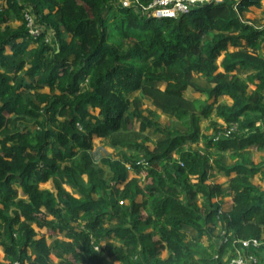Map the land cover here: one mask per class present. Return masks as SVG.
Masks as SVG:
<instances>
[{
    "label": "trees",
    "instance_id": "1",
    "mask_svg": "<svg viewBox=\"0 0 264 264\" xmlns=\"http://www.w3.org/2000/svg\"><path fill=\"white\" fill-rule=\"evenodd\" d=\"M151 1L0 0V264H222L250 239L264 264V0ZM93 138L117 158L98 166Z\"/></svg>",
    "mask_w": 264,
    "mask_h": 264
},
{
    "label": "rangeland",
    "instance_id": "2",
    "mask_svg": "<svg viewBox=\"0 0 264 264\" xmlns=\"http://www.w3.org/2000/svg\"><path fill=\"white\" fill-rule=\"evenodd\" d=\"M127 0H124L123 3H125ZM264 6V1L261 2V7ZM261 7H257V8H254V7H250L246 10V12L244 13V16L249 19L252 23H254L255 25H258L261 23V20H260V13L262 11V8ZM10 26L11 27H15L17 26V22H13V23H10ZM68 39V37H67ZM29 47H33V44H29ZM7 51V50H6ZM260 52L262 54H264V48H261L260 49ZM219 60V59H218ZM193 82L195 83H198L200 85L203 84V81L201 78H198L197 76L196 77H193ZM44 91V90H43ZM184 95L187 96V97H196L195 94H191L189 91H185L184 92ZM133 96H135L134 94L132 96H130L129 98H132ZM136 96H138V94H136ZM219 103H224V104H227L228 103V100L227 99H219ZM139 108L142 110V113L144 115L147 114V110L148 109H152L150 107V104H149V101L146 99V98H142V97H139ZM157 112V111H156ZM159 112H157L158 114ZM158 121L161 125L165 124L167 122V118L164 116V115H161L159 114L158 116ZM136 121L133 120L132 121V124L134 125V128L136 127ZM217 125H220L221 122L217 120ZM204 125H207V121H204L201 123V127H203ZM207 134H209V130L206 132ZM153 137V136H152ZM149 147H151V144L148 143ZM91 146H92V158L94 160V162L99 166V159L101 157H104V156H109L111 159H114V158H117L118 156V153L116 151H118L119 149H114V148H111L108 143H107V140L106 139H103V138H93L91 139ZM195 147H198L200 148V143L198 142L196 145H194ZM251 153H252V161L254 163L258 162L260 159H263L264 158V149L262 150H258V151H255L253 149H251ZM225 162H228L227 158L224 159ZM102 170L104 172H106V168L101 166ZM212 174V177H211V181L216 183V184H221L222 187H226V184H227V180H228V177L227 176H224L223 174L219 173V172H216L215 170H212L211 172ZM127 176L130 177L132 176L131 172H128L127 173ZM252 183H254L255 185H257L259 188H263L264 187V182L262 180H260V177L258 174L254 175L251 179ZM43 188H50V184L47 182ZM114 191V190H113ZM220 202H221V210H224V211H227L229 210V207L231 205V199H230V195L227 193L223 196H221L219 198ZM136 201H139V197L136 198ZM48 219V217H46ZM34 231L40 235V234H43L44 236H51L53 237L54 235H52L49 231L45 230V229H40V228H36V227H33ZM188 237V236H186ZM46 242H49V238L46 237ZM202 242L205 244V238L202 237ZM220 241L218 240L217 243H219ZM165 256V253H161L160 254V257H164ZM3 255L0 251V260L2 259Z\"/></svg>",
    "mask_w": 264,
    "mask_h": 264
},
{
    "label": "built area",
    "instance_id": "3",
    "mask_svg": "<svg viewBox=\"0 0 264 264\" xmlns=\"http://www.w3.org/2000/svg\"><path fill=\"white\" fill-rule=\"evenodd\" d=\"M218 1L220 0H152L148 5L142 6L141 11L143 13L152 11L151 13L157 16H174L175 14L186 13L194 5ZM128 3H130V0H127L124 4L128 5ZM22 18L27 35L32 39H36L43 31V27L35 22V17L29 9L23 11ZM50 38L51 34L46 32L42 40L49 44ZM224 134L227 135L228 131H224ZM237 242L240 248L235 249L234 255L227 261L224 260L222 264H256L255 256L251 253H245V250L256 248L259 246V241L250 239Z\"/></svg>",
    "mask_w": 264,
    "mask_h": 264
},
{
    "label": "crops",
    "instance_id": "4",
    "mask_svg": "<svg viewBox=\"0 0 264 264\" xmlns=\"http://www.w3.org/2000/svg\"><path fill=\"white\" fill-rule=\"evenodd\" d=\"M262 7H264V6H262Z\"/></svg>",
    "mask_w": 264,
    "mask_h": 264
}]
</instances>
